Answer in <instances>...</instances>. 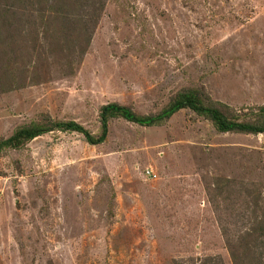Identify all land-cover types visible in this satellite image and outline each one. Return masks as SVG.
I'll return each instance as SVG.
<instances>
[{
	"label": "rangeland",
	"instance_id": "1",
	"mask_svg": "<svg viewBox=\"0 0 264 264\" xmlns=\"http://www.w3.org/2000/svg\"><path fill=\"white\" fill-rule=\"evenodd\" d=\"M189 87L257 117L264 0H107L74 73L0 92V140L50 119L99 135L104 104L157 113ZM247 203L264 214V132H219L188 108L112 118L99 144L54 129L0 152V264H233L224 229L239 236Z\"/></svg>",
	"mask_w": 264,
	"mask_h": 264
},
{
	"label": "trees",
	"instance_id": "2",
	"mask_svg": "<svg viewBox=\"0 0 264 264\" xmlns=\"http://www.w3.org/2000/svg\"><path fill=\"white\" fill-rule=\"evenodd\" d=\"M106 3L107 0H0V92L43 82L50 78L53 66L63 67L66 74L74 73L88 51ZM27 50L34 57L29 67L20 60V54ZM187 108L209 119L219 132H264V105L258 108L256 118L248 119L246 113L237 114L229 105L212 101L202 88L189 87L179 90L157 113L141 114L118 102L104 104L99 135L74 120L50 119L21 127L0 140V152L6 147L20 148L54 129L78 131L88 142L99 144L106 139L112 118L154 126ZM223 182L224 190L235 183L229 179ZM259 214L254 217L249 204L240 214L238 232H241L237 238L229 228L224 229L233 264H264V214ZM197 264H224V261L216 255L204 257Z\"/></svg>",
	"mask_w": 264,
	"mask_h": 264
},
{
	"label": "built area",
	"instance_id": "3",
	"mask_svg": "<svg viewBox=\"0 0 264 264\" xmlns=\"http://www.w3.org/2000/svg\"><path fill=\"white\" fill-rule=\"evenodd\" d=\"M146 173H147V174H150V173H151V171H150L149 169H147Z\"/></svg>",
	"mask_w": 264,
	"mask_h": 264
}]
</instances>
